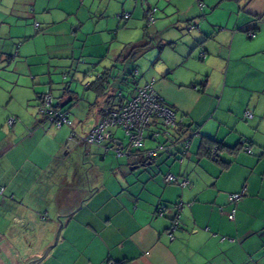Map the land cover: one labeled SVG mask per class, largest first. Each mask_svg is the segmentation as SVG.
Masks as SVG:
<instances>
[{
    "label": "crops",
    "instance_id": "1",
    "mask_svg": "<svg viewBox=\"0 0 264 264\" xmlns=\"http://www.w3.org/2000/svg\"><path fill=\"white\" fill-rule=\"evenodd\" d=\"M150 7L158 8L153 33L164 38L150 52L148 70L136 80L127 77L131 72L121 78L126 92L116 85L121 80L114 59L106 64L109 53L92 65L111 70L100 92L90 87L99 71L86 80L83 94L69 85L58 98L50 75L47 86L37 80L29 64L39 55L24 52L31 41L42 37L45 51L55 49L60 37L99 34L124 13L130 18L116 17L118 26L130 20L132 26L141 20L145 26ZM190 24L199 27L190 32ZM185 32L195 35L182 39L185 47L178 48L176 38ZM12 45L19 46L17 56H28L39 117L23 113L22 120L20 114L0 112V185L5 188L0 194V264H28L29 258L42 256L54 243L60 216V238L38 264H264V0H0L1 62L6 57L11 63L12 55L3 52ZM153 79L181 125L166 128L155 119L145 131V148L177 142L166 152L155 158L119 157L104 147L70 141L73 131L88 133ZM43 93L74 116L73 128H53L39 114L38 94ZM247 111L252 119L245 117ZM12 116L17 123L9 128ZM191 129L199 133L182 157L181 142ZM121 130L109 128L106 144L127 151ZM206 138L221 146L216 161L201 151ZM70 142L84 147L91 165L86 172L78 158L69 164ZM112 154L116 157L109 158ZM157 162L161 165L155 170L147 169ZM167 174L189 184H168ZM243 188L246 194L230 221L228 196ZM160 205L166 206L164 216L157 214ZM177 214L179 226L171 240L166 232Z\"/></svg>",
    "mask_w": 264,
    "mask_h": 264
},
{
    "label": "rangeland",
    "instance_id": "2",
    "mask_svg": "<svg viewBox=\"0 0 264 264\" xmlns=\"http://www.w3.org/2000/svg\"><path fill=\"white\" fill-rule=\"evenodd\" d=\"M116 17H114L112 21H109L106 28L99 34L86 35L77 33V37H60L59 45L55 49L49 47V49L45 51L46 40L42 37L35 41H31V43L26 46L24 52H37L39 55L36 63L29 64L33 68L32 71L34 75H36L37 80L41 79L42 82L45 81L46 83H43L45 86L48 85V76L50 75L55 85V98L61 97L63 90L69 85H71L72 90H76L80 94H83L85 92L84 84L86 80L99 71L97 67L92 65L99 63L108 53L110 58L108 57L106 64L110 65V60L114 59V71L115 74L118 75L119 80H121L125 73L132 72L136 69L141 73L143 70H148L150 68V64L152 63L150 52L154 50V48H157L156 46L162 41L164 36L153 33V24H151L150 27L147 25L144 26L142 20L138 22L136 27L132 26V20L123 21L121 25L118 26V18ZM146 26L149 29V36L148 32L144 31V27ZM109 31H115L117 34L110 35ZM145 33H147V35H145ZM167 33L166 39H173L170 38ZM182 35L183 36L176 38L180 41L178 42V48L185 47L182 39H185V37H192L195 34L185 32ZM23 42L24 41H21V43H19L20 46ZM74 44L75 46L73 48ZM111 46L112 48H110ZM18 47L19 46L12 45L10 50L3 52L5 53L3 55H15ZM46 53H48L49 58L46 56ZM118 56H121L120 62H116ZM27 59V55L20 54L13 58L10 64V60L6 59V57L2 62L0 61V112L17 113L16 115L20 114L22 120H24L23 113L27 114V118L39 117L36 111L37 102L31 89L33 83L30 79V68L26 63L28 62ZM46 63L50 65L49 72L45 71L47 68ZM102 66H100V68ZM93 67L96 71L88 72L92 70ZM86 72L88 73L86 74ZM35 83L37 84V81ZM43 85H41L42 88ZM116 85L119 86L121 90L127 91L126 85L122 83V80L118 81ZM36 87L40 88L39 86ZM37 91H41V89ZM70 118L73 122L74 116L72 114ZM51 127L55 128L54 126ZM71 128H73V126ZM5 131L7 134L9 132L12 133L7 127ZM75 132L81 136L85 135L84 133ZM123 132L122 130L120 131L122 136L121 139L128 144V140L124 137ZM49 143H51V141H49ZM43 145L46 146L48 144L43 143ZM67 150L70 153L68 158L73 160H71L69 164H74L75 159L78 158L81 162L86 164V172L87 168L91 165L89 164V157L86 158L87 156L84 155V147L70 142ZM65 154L66 150L64 149L59 152L58 156L62 157L65 156ZM111 156L114 157L115 155L112 154L109 158H111ZM160 165V162H157L154 165L148 166L147 169L149 168V170L152 171ZM84 180L87 179L84 178Z\"/></svg>",
    "mask_w": 264,
    "mask_h": 264
},
{
    "label": "built area",
    "instance_id": "3",
    "mask_svg": "<svg viewBox=\"0 0 264 264\" xmlns=\"http://www.w3.org/2000/svg\"><path fill=\"white\" fill-rule=\"evenodd\" d=\"M201 9L205 7L203 3H199ZM158 8L150 7L145 11V21L148 26L153 24L156 20ZM119 20H126L130 18L129 13L117 15ZM38 25V24H37ZM197 24H190L189 31L198 29ZM255 32L248 31V37L253 38ZM206 53H201V58H205ZM138 76V72L135 73ZM40 104L38 107L39 114L47 118L48 122L55 128L61 129L64 126L72 127L73 122L70 118L68 111H63L54 107V98L50 93H43L39 97ZM245 117L252 119L253 113L247 111ZM157 119L161 120L166 128H175L178 125L175 112L172 108L165 104L161 96L155 89V80L144 84L137 88L136 95L124 102L118 110L111 111L108 116L100 120L88 133L84 136L78 135L73 131L69 137L70 141L76 143H83L86 145L104 147L106 151H113L117 156L127 157H139L144 154L147 158H155L161 152H166L170 147L174 146L177 142L172 143L170 146L165 144H159L155 149L147 150L145 148V131ZM17 123V118L12 116L8 119L7 125L12 128ZM119 127L121 128L126 137L128 138V150L124 151L119 147L113 145H107L106 140L108 137L107 131L109 128ZM198 130H188L186 136L182 140L181 156L184 157L188 154L190 144L193 138L198 135ZM243 150L251 154L252 149L249 146H245ZM219 158V151L217 148L213 149L210 159L216 161ZM165 182L168 184H177L181 187H185L189 184V181L185 178H181L174 174H167ZM5 191L4 186L0 185V194L3 195ZM246 194V188H243L238 193H231L228 196L230 205L233 206L230 213L227 215L228 220L234 221L236 218L238 205L243 200ZM180 210L182 203L177 205ZM166 211L165 205H160L157 208V214L164 216ZM180 215L177 214L172 220L170 228L167 230V234L171 240L175 239L174 232L179 226ZM107 264H117L111 260Z\"/></svg>",
    "mask_w": 264,
    "mask_h": 264
},
{
    "label": "trees",
    "instance_id": "4",
    "mask_svg": "<svg viewBox=\"0 0 264 264\" xmlns=\"http://www.w3.org/2000/svg\"><path fill=\"white\" fill-rule=\"evenodd\" d=\"M11 59H13V56L11 57ZM110 69L109 70H103L101 73H98L97 74V77H96V81H94L92 83V85L90 86L91 89L95 90V91H98L100 92V90L103 89V85H104V82L107 81V78L110 77ZM98 72V71H97ZM138 72V76H139V71L136 69V70H133L127 77L130 79V80H136L138 78V76L135 75V73ZM128 81V80H127ZM41 94H38V99L40 97ZM119 96H122V93H120ZM164 101V100H163ZM165 102V101H164ZM54 104V103H53ZM166 104V102H165ZM167 105V104H166ZM55 108L57 109H61V105L58 104V105H54ZM120 107V106H119ZM115 110H118V109H115ZM63 111H66V110H63ZM111 111H114V110H111ZM109 111V113L111 112ZM108 113V114H109ZM108 114L104 117L106 118L108 116ZM70 115V114H69ZM103 118V119H104ZM45 119L47 120V118L45 117ZM48 121V120H47ZM52 125V124H51ZM179 125H181L180 123H178V125L175 127H179ZM191 130H197V129H191ZM126 136V135H125ZM127 138V137H126ZM128 140V138H127ZM73 142V141H72ZM245 146L243 145L242 149L244 148ZM217 148L218 151H221V146L218 144V143H215L214 141H212L211 139H208L206 138L205 140H203V143H202V147H201V151H208L209 154L208 156L210 157L211 156V153L213 151V149Z\"/></svg>",
    "mask_w": 264,
    "mask_h": 264
},
{
    "label": "water",
    "instance_id": "5",
    "mask_svg": "<svg viewBox=\"0 0 264 264\" xmlns=\"http://www.w3.org/2000/svg\"><path fill=\"white\" fill-rule=\"evenodd\" d=\"M147 26H148V25H147ZM190 32H192V31H190ZM202 52H205V51L203 50ZM202 52H201V53H202ZM205 53H206V52H205ZM15 56H17V53L15 54ZM15 56H14V57H15ZM200 56H201V54H200ZM133 158H134V157H133ZM180 162L182 163V161H180ZM180 203H182V202H180ZM176 207H177V206H176ZM182 208H183V203H182ZM182 208H181V209H182ZM177 209H178V208H177ZM181 209H180V210H181ZM178 210H179V209H178ZM70 215H72V214H70ZM58 221H59V228H58V230H57V233H56V236H55L54 243H53L52 245H49V246L45 249V251H44V253H43L42 256H39V257H37V258H29L28 264H38L39 262H41V261L47 256V254L49 253V251L55 247V245L57 244V242H58V240H59V238H60L61 231H62L63 226H64L63 218H62L61 216L58 217Z\"/></svg>",
    "mask_w": 264,
    "mask_h": 264
}]
</instances>
